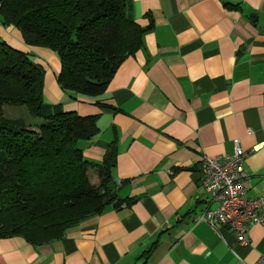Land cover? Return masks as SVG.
Wrapping results in <instances>:
<instances>
[{
	"label": "crops",
	"instance_id": "crops-1",
	"mask_svg": "<svg viewBox=\"0 0 264 264\" xmlns=\"http://www.w3.org/2000/svg\"><path fill=\"white\" fill-rule=\"evenodd\" d=\"M127 2L131 18L148 30L97 97L64 90L55 52L27 44L0 13V42L44 67L45 102L98 116L99 133L78 147L95 165L115 144L116 195L127 201L50 243L0 238V264H256L264 227H250L244 247L229 229L201 221L209 195L200 171L204 157L232 154L239 141L248 153L247 195L263 192L264 0ZM96 169H89L93 185Z\"/></svg>",
	"mask_w": 264,
	"mask_h": 264
},
{
	"label": "trees",
	"instance_id": "trees-1",
	"mask_svg": "<svg viewBox=\"0 0 264 264\" xmlns=\"http://www.w3.org/2000/svg\"><path fill=\"white\" fill-rule=\"evenodd\" d=\"M0 13L27 44L59 55L64 90L89 97L105 93L148 30L131 18L127 0H2ZM32 59L0 42V238L20 236L38 245L62 239L127 201L116 195L115 144L95 165L78 147L99 133L98 116L48 105L44 67ZM5 106L26 108L36 123L6 117ZM91 167L97 168L98 185L91 183ZM159 241L144 252L146 258Z\"/></svg>",
	"mask_w": 264,
	"mask_h": 264
},
{
	"label": "built area",
	"instance_id": "built-area-1",
	"mask_svg": "<svg viewBox=\"0 0 264 264\" xmlns=\"http://www.w3.org/2000/svg\"><path fill=\"white\" fill-rule=\"evenodd\" d=\"M247 155L236 141L234 153L204 157L200 171L201 187L209 195V207L200 220L216 229H229L244 247L250 245L248 229L256 225L264 227V189L258 197L247 195L249 177L244 169ZM256 264H264V254Z\"/></svg>",
	"mask_w": 264,
	"mask_h": 264
},
{
	"label": "rangeland",
	"instance_id": "rangeland-1",
	"mask_svg": "<svg viewBox=\"0 0 264 264\" xmlns=\"http://www.w3.org/2000/svg\"><path fill=\"white\" fill-rule=\"evenodd\" d=\"M55 54H56L57 57L59 56L57 53H55ZM32 60H34V59H32ZM44 70H45V69H44ZM44 83H45V82H44ZM44 100H45V98H44ZM46 103H47L48 105H53V104H51V103H48V100L46 101ZM4 115H5L6 117H8V118H24V119L27 120V123H28V124H29V122L36 123V121H34V120L30 117V115H29L27 109L24 108V107H11V106H5V108H4ZM91 176H92V178H93V182L96 181V180H95V176H94L93 173H91Z\"/></svg>",
	"mask_w": 264,
	"mask_h": 264
}]
</instances>
